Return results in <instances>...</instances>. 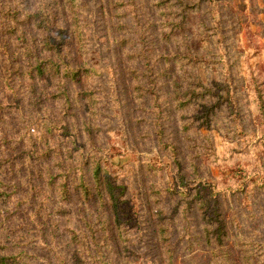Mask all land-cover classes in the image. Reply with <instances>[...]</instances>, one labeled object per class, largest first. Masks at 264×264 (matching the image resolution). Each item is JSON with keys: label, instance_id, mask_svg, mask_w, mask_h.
<instances>
[{"label": "trees", "instance_id": "1", "mask_svg": "<svg viewBox=\"0 0 264 264\" xmlns=\"http://www.w3.org/2000/svg\"><path fill=\"white\" fill-rule=\"evenodd\" d=\"M91 1L108 66L91 63L87 0H0V264H264V158L256 180L211 172L246 151L220 156L213 130L249 137L233 95L241 54L222 49L219 4ZM256 26L264 32V20ZM212 65L220 79L203 80ZM248 79L263 146L264 63ZM126 91L141 142L125 143L135 157L119 165L105 119L121 117ZM142 142L165 151L171 178ZM145 238L152 250L140 251Z\"/></svg>", "mask_w": 264, "mask_h": 264}, {"label": "rangeland", "instance_id": "2", "mask_svg": "<svg viewBox=\"0 0 264 264\" xmlns=\"http://www.w3.org/2000/svg\"><path fill=\"white\" fill-rule=\"evenodd\" d=\"M219 4L220 12H217L216 19L219 20L221 27L224 29V45L223 48L228 49L229 55L233 56L240 53L239 64L236 73V88L233 92L234 98L239 104V109L242 114V124L246 131L249 133V137H242L235 141H228L224 135H220L215 130L212 131L216 151L220 156L229 155V147H243L246 151L239 152L233 158L225 161H221L218 164L211 167L212 174L220 181L228 180L231 183L237 179V173L249 174L253 180L262 177V173L259 170L263 165L261 159L264 158V145H257L253 143L255 141L253 133L259 129V124L256 119L254 109V98L251 94V88L249 84L248 74L249 68L264 63V32L261 34H254L257 30L256 23L258 20H264V13L255 14L253 9L255 6H261V0H216ZM95 5L91 0H87V12L88 21L90 23L88 30L90 33V40L94 47L91 54V63L96 67L108 66L111 64V56L109 54V44L107 42V31L102 16L95 10ZM241 19L244 31L248 29L247 33L239 31L237 27V19ZM257 41V42H256ZM200 75L203 80L210 81L211 79L219 80L220 66L212 65L200 69ZM118 75L117 73L115 74ZM101 79L105 83L112 80L109 77L108 72L104 70L102 72ZM109 91L112 89L109 88ZM128 104L126 107H122L121 117L114 118L108 117L105 119V134L110 144L120 149L121 154L114 156V161L122 165L124 162L131 161L135 157V152L125 149V143L130 142L134 147L140 146L138 142L141 140L138 138L137 133L139 127L133 123V105L130 100L128 91H126ZM175 141L179 142V149L183 152V141L180 135L175 131ZM253 143V144H252ZM142 147L147 151H150L147 158L155 165H163L165 173L168 177H172L171 161L169 160L165 151H156L154 145L146 142H142ZM243 153V154H242ZM260 183V181H259ZM250 187V186H249ZM256 201L264 199V193L257 190ZM251 201L247 198H242L241 204L243 206L250 205ZM238 233L237 228L231 224V234L236 235ZM146 235V234H144ZM146 249L152 250L149 247L148 240L146 238L141 242L140 251ZM199 257L203 258V253L200 252ZM146 264H151V260Z\"/></svg>", "mask_w": 264, "mask_h": 264}]
</instances>
